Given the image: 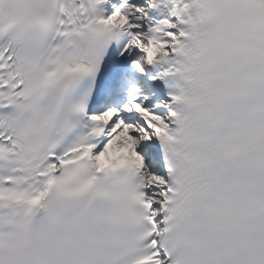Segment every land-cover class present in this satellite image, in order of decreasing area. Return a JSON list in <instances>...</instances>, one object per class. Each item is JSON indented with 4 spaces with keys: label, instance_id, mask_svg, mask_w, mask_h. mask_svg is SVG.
<instances>
[{
    "label": "snow or ice",
    "instance_id": "1",
    "mask_svg": "<svg viewBox=\"0 0 264 264\" xmlns=\"http://www.w3.org/2000/svg\"><path fill=\"white\" fill-rule=\"evenodd\" d=\"M0 264H264V0H0Z\"/></svg>",
    "mask_w": 264,
    "mask_h": 264
},
{
    "label": "bare ground",
    "instance_id": "2",
    "mask_svg": "<svg viewBox=\"0 0 264 264\" xmlns=\"http://www.w3.org/2000/svg\"><path fill=\"white\" fill-rule=\"evenodd\" d=\"M137 151L142 155L144 156L146 153L142 150V148H138Z\"/></svg>",
    "mask_w": 264,
    "mask_h": 264
}]
</instances>
